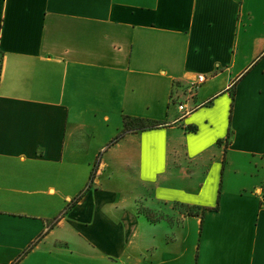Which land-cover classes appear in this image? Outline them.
<instances>
[{
    "label": "crops",
    "instance_id": "crops-1",
    "mask_svg": "<svg viewBox=\"0 0 264 264\" xmlns=\"http://www.w3.org/2000/svg\"><path fill=\"white\" fill-rule=\"evenodd\" d=\"M0 264H264V0H0Z\"/></svg>",
    "mask_w": 264,
    "mask_h": 264
},
{
    "label": "built area",
    "instance_id": "built-area-1",
    "mask_svg": "<svg viewBox=\"0 0 264 264\" xmlns=\"http://www.w3.org/2000/svg\"><path fill=\"white\" fill-rule=\"evenodd\" d=\"M204 80H205V79H204L203 76H199L198 79H197V83H196V85H199L200 83H203ZM194 86H195V84H194ZM183 108H184L183 106H180V107H179L180 110H183Z\"/></svg>",
    "mask_w": 264,
    "mask_h": 264
},
{
    "label": "trees",
    "instance_id": "trees-1",
    "mask_svg": "<svg viewBox=\"0 0 264 264\" xmlns=\"http://www.w3.org/2000/svg\"><path fill=\"white\" fill-rule=\"evenodd\" d=\"M143 128H146V127H141V126H139V128H137V129H143ZM187 209H186V213L187 214H189V215H194L195 214V211H193L192 209H188V207H186Z\"/></svg>",
    "mask_w": 264,
    "mask_h": 264
}]
</instances>
